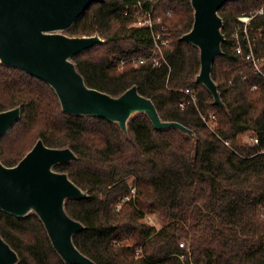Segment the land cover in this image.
Returning a JSON list of instances; mask_svg holds the SVG:
<instances>
[{
	"label": "trees",
	"instance_id": "1",
	"mask_svg": "<svg viewBox=\"0 0 264 264\" xmlns=\"http://www.w3.org/2000/svg\"><path fill=\"white\" fill-rule=\"evenodd\" d=\"M135 1L89 7L66 33L99 34L106 42L73 61L91 88L117 96L136 85L163 120L193 130L196 144L178 129L156 130L145 114L130 120L128 135L105 119L66 114L48 84L0 64V112L22 110L0 139V160L15 166L39 139L73 150L77 159L56 170L88 194L68 200L66 210L85 226L76 247L96 264H264V78L245 58L249 37L264 73V0L232 1L219 12L225 41L213 78L224 108L196 83L199 50L181 39L193 25L190 0H152L170 40L168 65L158 68L134 61L148 57L153 44L150 30L129 12ZM261 9L248 35L237 28L241 14ZM187 89L196 92V103ZM209 113L214 129L203 120ZM244 136L258 144H243ZM154 214L160 229L147 222ZM0 232L19 264H65L34 213L19 218L0 210Z\"/></svg>",
	"mask_w": 264,
	"mask_h": 264
},
{
	"label": "water",
	"instance_id": "2",
	"mask_svg": "<svg viewBox=\"0 0 264 264\" xmlns=\"http://www.w3.org/2000/svg\"><path fill=\"white\" fill-rule=\"evenodd\" d=\"M238 0H190L194 11L192 28L181 39L199 50L200 71L196 83L213 97V104L225 107L213 78L214 61L223 54L224 22L219 12L225 4ZM105 0H0V64L17 68L48 84L56 93L64 113L94 116L116 123L129 134V122L145 114L158 131L178 129L196 144L190 128L161 118L153 101L136 85L114 96L89 87L79 72L74 56L105 43L99 34L70 36L66 33L95 3ZM20 106L0 112V139L20 120ZM77 155L69 147L51 148L39 139L12 167L0 160V210L25 218L36 214L53 248L65 264H96L75 245L74 237L85 229L66 210L70 199L88 194L60 164L73 162ZM18 253L0 232V264H19Z\"/></svg>",
	"mask_w": 264,
	"mask_h": 264
},
{
	"label": "built area",
	"instance_id": "3",
	"mask_svg": "<svg viewBox=\"0 0 264 264\" xmlns=\"http://www.w3.org/2000/svg\"><path fill=\"white\" fill-rule=\"evenodd\" d=\"M129 12L136 16L137 26L148 28L150 30L152 35V42H153L151 48V54L148 57H139L138 59H135L134 60L135 63L137 65H143L150 62L152 66L155 68L164 65L167 66L168 62L165 56V48L169 46L170 40L168 39V32L166 27L162 25L161 19L155 16L156 4H154L152 0H136ZM262 13L263 10L261 9L255 15ZM255 15L244 14L242 15V18L239 17V20L241 21L240 23H242V29H244L246 34H247L246 29H248V25L250 24L251 20ZM236 41L239 42L238 35H236ZM247 42H248V51L245 54V58L251 63L255 72H257L264 78V73L262 70V66H263L262 61L255 56L249 37H247ZM236 51L238 54L241 55L244 54V51L240 44L237 45ZM124 64L125 61H123L120 66L122 67ZM253 89H256V86H253ZM185 94L190 98V100H192L193 103H196L197 95L195 91L187 89L185 90ZM180 106L181 108H184L185 102H181ZM211 117L212 119L215 118V116H211ZM203 120L206 122L207 125H209V122L206 120L205 117L203 118ZM225 142L226 144H229L228 141ZM253 143L258 144V139H253ZM180 246L184 247V243H181ZM181 258L184 259V256H181Z\"/></svg>",
	"mask_w": 264,
	"mask_h": 264
},
{
	"label": "rangeland",
	"instance_id": "4",
	"mask_svg": "<svg viewBox=\"0 0 264 264\" xmlns=\"http://www.w3.org/2000/svg\"><path fill=\"white\" fill-rule=\"evenodd\" d=\"M254 13H258V11L256 12V11H252L251 12V14H254ZM242 15H244V14H241L239 17H241L242 18ZM239 19V18H238ZM239 22H241L240 20H239ZM243 25H245V24H243ZM238 29H241L242 28V23L241 24H239L238 25V27H237ZM244 28V27H243ZM248 29H246V32H247V34L245 33V31H244V29H243V32L246 34V35H248V31H247ZM262 64H263V62H262ZM211 116H214L213 115V113H209V114H207V116H204L205 118H206V120L209 122V128H211V129H214V127H215V118L214 119H212V117ZM203 117V118H204ZM229 142V141H228ZM242 143L243 144H254L253 143V140L252 139H250V138H248V136H244V137H242ZM147 222L149 223V224H151V225H154V226H156L158 229H160L161 227H162V222L160 221V219H159V216H158V214H154V215H149L148 217H147ZM181 243H185V241H182ZM180 243V244H181ZM186 244V243H185ZM181 247V246H180Z\"/></svg>",
	"mask_w": 264,
	"mask_h": 264
}]
</instances>
